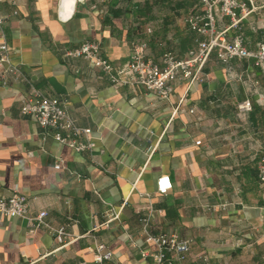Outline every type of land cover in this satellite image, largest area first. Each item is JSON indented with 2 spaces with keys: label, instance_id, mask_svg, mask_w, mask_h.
I'll return each instance as SVG.
<instances>
[{
  "label": "crops",
  "instance_id": "obj_1",
  "mask_svg": "<svg viewBox=\"0 0 264 264\" xmlns=\"http://www.w3.org/2000/svg\"><path fill=\"white\" fill-rule=\"evenodd\" d=\"M247 4L239 30L254 49L264 43V0ZM196 7L195 0H82L60 18L58 0H0L11 60L63 101L93 142L76 150L55 140L20 110L27 83L0 78V193H24L28 216L45 210L44 220L71 237L59 245L45 226L0 214V264H95V241L110 250L104 264H148L139 249L153 245L144 241L140 215L150 232L187 241V264H264L256 177L264 67L246 57L219 61L212 50L199 79H179L160 98L139 83H111L82 57L61 56L83 39L97 40L117 66L134 41L155 61L165 50L182 55L202 37L185 20ZM226 23L215 15L216 28ZM243 100L247 109L236 105ZM159 174L170 181L164 193L155 190Z\"/></svg>",
  "mask_w": 264,
  "mask_h": 264
},
{
  "label": "built area",
  "instance_id": "obj_2",
  "mask_svg": "<svg viewBox=\"0 0 264 264\" xmlns=\"http://www.w3.org/2000/svg\"><path fill=\"white\" fill-rule=\"evenodd\" d=\"M197 7L189 11L185 20L189 27L202 37L195 36V45L178 55L172 50L161 53L158 61L145 57L142 51L143 41H134L131 44L129 57L122 65H115L100 51L99 42L95 39H83L76 45L62 51L63 57H82L94 68L102 71L111 83H139L160 98H167L172 91L173 84L179 79L194 80L200 78L203 64L213 50L219 61L230 58H250L256 65L264 67V43L256 48L249 49L243 44V36L239 30L241 18L251 9L247 0H195ZM227 18L223 28H216L215 15ZM5 17L0 16V63L5 67L0 72V78L5 83L6 77L11 75L27 83L28 89L22 99L20 110L23 114L32 115L45 129V132L57 141L67 144L76 150L92 148L93 142L89 137L90 128L77 124L65 110L63 101L53 95H46L25 74L22 68L10 58V47L4 37L2 23ZM233 30L229 37L226 31ZM239 109H247V100L239 101ZM199 140L196 139L195 143ZM53 167L58 168L59 162ZM258 185L264 195V150L260 151L256 164ZM170 187L167 174H159L155 178V190L164 193ZM28 199L24 193L14 191L9 195L0 193V214L18 215L27 217L32 229L45 226L59 245L65 244L71 238L64 225L53 226L44 220L45 210L34 216H28ZM140 230L144 241L151 243L152 248L141 247L139 253L148 257V264H187L186 252L188 243L176 237L173 233L150 232L147 215H140ZM110 257V250L101 241L93 244L92 259L95 264H104Z\"/></svg>",
  "mask_w": 264,
  "mask_h": 264
},
{
  "label": "water",
  "instance_id": "obj_3",
  "mask_svg": "<svg viewBox=\"0 0 264 264\" xmlns=\"http://www.w3.org/2000/svg\"><path fill=\"white\" fill-rule=\"evenodd\" d=\"M76 1H82V0H58V6H59V9L61 10L59 12V17L65 18L69 16L72 12L74 3Z\"/></svg>",
  "mask_w": 264,
  "mask_h": 264
}]
</instances>
